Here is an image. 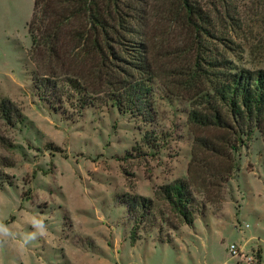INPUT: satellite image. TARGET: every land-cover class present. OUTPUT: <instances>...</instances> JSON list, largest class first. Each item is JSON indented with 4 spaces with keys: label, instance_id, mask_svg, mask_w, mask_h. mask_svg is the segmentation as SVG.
Wrapping results in <instances>:
<instances>
[{
    "label": "rangeland",
    "instance_id": "rangeland-1",
    "mask_svg": "<svg viewBox=\"0 0 264 264\" xmlns=\"http://www.w3.org/2000/svg\"><path fill=\"white\" fill-rule=\"evenodd\" d=\"M104 2L103 61L49 95L30 56L34 0H0V264H264V138L231 151L230 130L190 120L228 112L230 74L264 70V0ZM136 85L140 110L124 101ZM177 180L192 227L155 195ZM33 216L48 235L25 245Z\"/></svg>",
    "mask_w": 264,
    "mask_h": 264
},
{
    "label": "trees",
    "instance_id": "trees-1",
    "mask_svg": "<svg viewBox=\"0 0 264 264\" xmlns=\"http://www.w3.org/2000/svg\"><path fill=\"white\" fill-rule=\"evenodd\" d=\"M104 1L34 0L28 31L32 39L30 56L36 64L34 79L37 89L51 95V89L57 88V81L66 78V85L77 92L85 81L81 69L83 63L87 59L91 62L98 59L103 61L104 54L110 47L107 32L110 25L105 16L109 7ZM80 21L85 22L87 30L76 27ZM217 93L228 105V112L218 109L213 114L193 112L190 117L192 122L230 130L233 140H222L221 145L223 149L231 151L238 150V146L243 143L242 139L248 141L255 129L264 138V70L230 74ZM144 94L145 89L136 85L127 91L124 101L132 109L140 110L141 102L145 101ZM1 109L11 110L3 106ZM212 149L218 151L214 144ZM237 167L232 166V173ZM155 195L167 202L181 222L190 227L194 225L195 215L189 208L193 199L184 181L177 180L164 186ZM132 200L133 211L138 206L148 207V200L145 198ZM134 235L135 230L132 232L133 240L136 239ZM256 258L257 261L261 260V254L257 253Z\"/></svg>",
    "mask_w": 264,
    "mask_h": 264
},
{
    "label": "clouds",
    "instance_id": "clouds-1",
    "mask_svg": "<svg viewBox=\"0 0 264 264\" xmlns=\"http://www.w3.org/2000/svg\"><path fill=\"white\" fill-rule=\"evenodd\" d=\"M31 223H32V230L28 232L24 237L25 245L33 241L44 239L48 235L47 226L42 220L33 216ZM9 235H10L9 230L5 226L0 225V238L7 237Z\"/></svg>",
    "mask_w": 264,
    "mask_h": 264
},
{
    "label": "built area",
    "instance_id": "built-area-1",
    "mask_svg": "<svg viewBox=\"0 0 264 264\" xmlns=\"http://www.w3.org/2000/svg\"><path fill=\"white\" fill-rule=\"evenodd\" d=\"M230 252L234 253V254H237V249H236L235 245L230 246Z\"/></svg>",
    "mask_w": 264,
    "mask_h": 264
}]
</instances>
